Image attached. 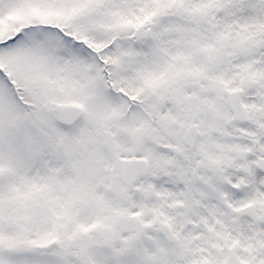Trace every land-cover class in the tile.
Masks as SVG:
<instances>
[{
	"label": "snow or ice",
	"instance_id": "obj_1",
	"mask_svg": "<svg viewBox=\"0 0 264 264\" xmlns=\"http://www.w3.org/2000/svg\"><path fill=\"white\" fill-rule=\"evenodd\" d=\"M0 264H264V0H0Z\"/></svg>",
	"mask_w": 264,
	"mask_h": 264
}]
</instances>
